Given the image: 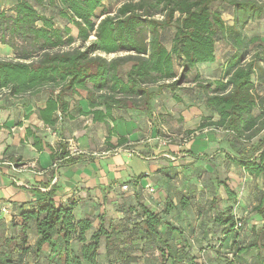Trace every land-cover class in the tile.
<instances>
[{"label": "trees", "instance_id": "trees-1", "mask_svg": "<svg viewBox=\"0 0 264 264\" xmlns=\"http://www.w3.org/2000/svg\"><path fill=\"white\" fill-rule=\"evenodd\" d=\"M105 1L15 0L11 14L1 10L0 45L11 48L15 58L0 57V93L14 98L47 93L44 106L37 109L38 119L46 126L79 114L91 116L94 125L109 130L110 121L115 122L114 109H140L151 119L154 96L164 87L173 92L198 65L215 63L217 43L222 39L230 52L220 77L199 85L208 115L202 116L197 130H222L231 141L242 143L263 131L264 95L257 92L256 83H264V41L259 36L248 37L245 28L264 18V0H118L112 13L98 15ZM224 6L232 9L230 24L223 20ZM56 18L65 21L62 27L56 25ZM72 28L83 43L79 47H71ZM168 28H173L171 38ZM173 98L182 102L175 94ZM81 101L88 111L82 110ZM25 134L34 147L43 149L41 138L30 128ZM125 142V138L118 140L119 145ZM263 146L264 139H260L256 149ZM59 147L58 152L51 149L53 161H76L66 143ZM231 158L251 178H262L260 197L251 213L256 225L261 221L264 228V149L256 157ZM223 186L228 198L239 197L241 191L236 195ZM129 189L135 203L117 193L113 207L117 215L101 212L81 218L74 214L78 199L64 204L57 199L55 187L48 192L34 191L40 199L29 210L20 209L8 223L0 221L5 234L0 237V264H41L44 258L48 264H147L150 258L158 264H189L194 260L183 247L179 251L180 246L171 244L190 221L178 227L163 217L170 212H189L192 191L188 196L177 193V203L167 197L156 210L135 187ZM103 198L105 201L106 195ZM216 198L215 193L209 197V211ZM206 212H201L198 228L203 231L198 237L205 239L207 228H219L221 248L231 256L225 264H242L243 254L259 247L253 227L251 241L240 238L245 215L237 217L229 208L204 219ZM32 235L35 241L30 246ZM148 245L154 249L150 251ZM259 256L255 258L261 264Z\"/></svg>", "mask_w": 264, "mask_h": 264}, {"label": "crops", "instance_id": "crops-1", "mask_svg": "<svg viewBox=\"0 0 264 264\" xmlns=\"http://www.w3.org/2000/svg\"><path fill=\"white\" fill-rule=\"evenodd\" d=\"M9 2L10 6H13L15 0ZM3 8L0 0V11ZM227 13L230 24L231 7ZM168 33L171 38L173 28H168ZM169 43L170 40L166 42L168 47ZM1 52L0 56H8L11 49L0 45ZM202 65L208 64H201L196 68L199 70ZM188 92L189 89L181 87L173 93L168 89V93L156 94L151 101V119L140 109H114L112 115L115 122L110 121L109 130L102 124L90 130L92 125L95 126L91 116L79 114H73L72 118H60L53 127L46 126L38 119L37 109L44 106L47 93L15 98L4 92L0 93V221L8 223L11 216L20 209L29 210L30 204L40 199L39 193L34 191L48 192L52 187H55L57 199L64 204L71 198L78 199L74 208L77 218L94 217L101 212L113 214L117 193H121L129 203L134 204L135 197L130 187H135L136 191L141 192L144 201L156 210L162 208L160 205L168 196L179 193L171 190V184H176L177 190H182L181 192L191 190L192 195L197 197L193 188L198 185L197 176H204L209 169V162L203 161L205 156H198L206 153L208 143L199 146L203 144V139L199 140L200 143L194 140L189 145V153L179 155V158L182 157L179 163H170L165 160L168 158V153L165 152L169 144L160 136L159 129L164 128V118H167L176 124L172 132L174 136L198 135L197 128L202 122V116L206 115L202 108L204 95L199 91L196 96L195 92L189 96ZM173 94L179 96L182 102L178 103L173 99ZM80 104L83 111H88L84 101ZM72 107L73 104L70 105V108ZM167 124L169 122L166 120L165 125ZM169 125L171 127V124ZM26 128H30L41 138L42 150L32 145L31 138L25 134ZM213 131L216 132L217 129L206 127L200 130V135L207 140ZM120 138L127 139V142L119 145ZM68 141H72L79 150V153L74 155L76 161L57 164V161L51 159L52 150L58 152L59 144L68 145ZM105 142L109 145L104 146ZM175 144L181 145L176 142ZM229 169L230 173L234 174L235 168L231 166ZM172 170L176 176L169 175ZM125 184L128 188L123 191L121 187ZM104 189H109L106 194ZM197 191L200 192V188H197ZM154 199L159 202L153 204ZM119 202L122 203V200ZM232 212L237 217L240 216L234 210ZM34 241L35 236H30L28 245L33 246ZM260 244L258 241V248H251L243 254L242 264H259L255 258L257 254L260 255L259 262L264 264V248L262 250Z\"/></svg>", "mask_w": 264, "mask_h": 264}, {"label": "rangeland", "instance_id": "rangeland-1", "mask_svg": "<svg viewBox=\"0 0 264 264\" xmlns=\"http://www.w3.org/2000/svg\"><path fill=\"white\" fill-rule=\"evenodd\" d=\"M2 1V6L3 11H6L8 14H11L9 12L11 6H10V0H1ZM14 1V0H12ZM4 2V4H3ZM118 4V0H107L104 2V10L102 12V9L97 11V14L100 15L102 13H112ZM230 7L224 6V8H221L222 10V17L225 23H229V14L227 13V10ZM64 20L56 18L55 23L58 27H62L64 25ZM74 38V42L71 45V47H79L83 43L77 39L76 37V30L72 28L71 32ZM245 33L247 34L248 37H253V36H259L263 41H264V18L260 20L253 21L249 23V25L245 28ZM87 42L84 44L86 45ZM11 49V48H10ZM230 52V48L225 44V42L220 39L217 43V60L213 64H208V65H202L200 66L199 70L193 69L191 70L186 78L182 81H179V85L176 87L175 90H178V88L183 87V89H189V96L191 93L195 96L197 93H200L201 87L199 85L204 84L205 82L208 81H213L215 79H218L222 73V65L226 61L227 54ZM2 54V52L0 53ZM114 55L108 56V57H113ZM1 58L5 59H13L15 58L14 53L11 50L10 55H2L0 56ZM180 74V72H178ZM200 76H196V75ZM168 89L164 87L161 92L168 93ZM256 89L257 92L261 95H264V83H256ZM174 90V91H175ZM192 90V91H190ZM160 92V93H161ZM170 92H172L170 90ZM195 92V93H194ZM173 93V92H172ZM168 95V94H167ZM186 95V94H185ZM192 96V95H191ZM170 97V96H169ZM188 97V96H185ZM174 99V98H173ZM151 103V102H150ZM179 103V102H178ZM181 105L179 104V107ZM203 108V107H202ZM206 115H208V112L204 111ZM255 114L258 113V111H254ZM167 122L171 124L170 125H165ZM164 128L160 127V136L166 141L167 144H169L168 150H166L165 153H168V158H165L167 162L173 163L174 161L176 163H179L180 157L182 153H187L189 151V145L194 141V140H201L203 141L202 145L199 144V146H203L204 143H208V148L205 150L206 153L201 154V158L205 159L203 161H208L209 166L208 170H206L205 175L197 176V184L193 188H195V191L197 192V197L192 196L191 198V208L188 211H180L178 212H170L168 215L163 216L165 220L170 221L173 225H185L182 224L181 222L184 221H190V224L184 227L183 229L181 228L182 233H176V239L171 242V244L175 247H179V251L181 247L184 248L183 252L184 253H189L190 257L191 255H194V260H192L190 263L187 261L189 264H225L226 260L231 258V256H228L226 254L225 248H221V243L222 241V232L221 230L215 229V228H207L208 230L207 235L205 236V239L199 238L198 233H200V228H198V225L200 223L201 215L207 210L206 214L204 215V219H208L209 216L211 215L212 218V213H217L222 210H226L231 208L235 212L238 213V217H242L245 215V220L244 224L246 225L244 232H241L242 239L246 242V239L248 241H251L254 238V231L255 234H258V240L261 243L260 248H264V228L261 227V224L256 225L257 221L253 217L251 213V208L253 205L258 201L260 197V192L259 188H262V178H249L248 175L244 172L243 169L237 166L235 162H233V158H240V157H256L260 151H263L264 146L260 149L257 150L258 142L260 139H264V129L261 133H259L257 136H255L252 140H250L247 143H242L237 140H230V136L226 132H222L221 130H217L216 132L213 131L212 134H210L209 138L207 140H204V137L200 135V131H198V135H194L192 137H180V136H174L172 132H174L173 128H175L176 124L172 123L173 121L171 119L164 118ZM96 126L92 125V129H96ZM181 144L178 146L177 144ZM224 144H223V143ZM231 142V146H230ZM200 143V142H199ZM104 146H108L109 143H103ZM68 148V145H67ZM186 148L187 151H184ZM189 153V152H188ZM230 157V158H228ZM174 158H176L174 160ZM233 166L235 170H233L234 174L230 173L229 167ZM168 167V166H167ZM203 168V166H202ZM205 171V169L203 168ZM232 172V171H231ZM175 171L172 170L169 175H174ZM8 182L6 181L5 186H7ZM223 184H226L236 195L244 189V191L241 194V197L235 198V200H232L228 198V195L226 194L224 190ZM174 186L171 190L179 191L181 192L182 190H177L176 184L172 185ZM192 187V186H191ZM197 188H200V192L197 191ZM183 189V188H180ZM182 194H187L188 196V191L187 192H181ZM201 193L202 195H200ZM215 193L217 198L213 204V208L211 211L207 209L208 202H209V197L211 194ZM240 195V194H238ZM178 197L175 194H171L168 196L172 200L173 203L178 202ZM126 202V201H125ZM153 204L156 202H159L158 199L152 200ZM163 207V205H160ZM156 209L155 207H152ZM246 211V212H245ZM245 212V213H244ZM181 223V224H180ZM258 228H254L257 227ZM252 227H253V232H252ZM210 230H213V233H211ZM4 230L0 227V237L1 235L4 236ZM203 231V230H202ZM182 237H186V240L184 241ZM152 251L154 248L151 245L146 246ZM226 247V246H224ZM102 249V248H101ZM220 252L219 255H216V251ZM263 250V249H262ZM101 253L103 254V249L100 250ZM264 251V250H263ZM42 258L44 255H41ZM104 257L103 255H101ZM56 258V255H54L53 261ZM30 262L32 260H29ZM49 260L43 259L41 264H48ZM53 263V262H52ZM117 264V263H115ZM135 264H143L142 262H137ZM147 264H158L153 258H150Z\"/></svg>", "mask_w": 264, "mask_h": 264}, {"label": "built area", "instance_id": "built-area-1", "mask_svg": "<svg viewBox=\"0 0 264 264\" xmlns=\"http://www.w3.org/2000/svg\"><path fill=\"white\" fill-rule=\"evenodd\" d=\"M68 152L70 155H75V154H78L79 153V150L72 144V141H68V148H67ZM60 163V160L57 161V164ZM128 188V186L125 184V185H122L121 189L124 191ZM241 194H242V190L240 192V195L239 197H241ZM238 197V198H239ZM237 226H241V223L238 222L237 223Z\"/></svg>", "mask_w": 264, "mask_h": 264}]
</instances>
